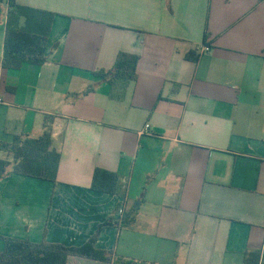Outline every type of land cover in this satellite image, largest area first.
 Wrapping results in <instances>:
<instances>
[{
	"label": "crops",
	"instance_id": "obj_1",
	"mask_svg": "<svg viewBox=\"0 0 264 264\" xmlns=\"http://www.w3.org/2000/svg\"><path fill=\"white\" fill-rule=\"evenodd\" d=\"M15 1L55 17L46 62L4 69L0 3V144L48 116L60 159L55 182L0 179V252L1 237L81 247L110 222L93 244L109 261L66 264L264 258V0ZM120 52L136 78L97 75ZM96 167L118 193L90 188Z\"/></svg>",
	"mask_w": 264,
	"mask_h": 264
},
{
	"label": "trees",
	"instance_id": "obj_2",
	"mask_svg": "<svg viewBox=\"0 0 264 264\" xmlns=\"http://www.w3.org/2000/svg\"><path fill=\"white\" fill-rule=\"evenodd\" d=\"M6 4V20L3 39L1 67L18 70L23 65L41 66L47 60V47L51 25L55 14L50 11L18 4L15 0H0ZM137 56L118 53L111 70L97 75L111 79L134 80ZM50 118L45 117L43 131L36 138L15 136L12 144L1 143L12 160L0 159V179L9 173L55 182L60 154L51 149ZM90 188L95 192L115 195L119 192L118 175L115 172L96 167L92 174ZM100 225L89 242L81 247L64 246L42 241L2 238L0 264H66L70 256L89 257L109 261L105 251L93 249V244L102 228ZM117 264H138L133 260L117 258ZM242 264H264L258 252H245Z\"/></svg>",
	"mask_w": 264,
	"mask_h": 264
},
{
	"label": "built area",
	"instance_id": "obj_3",
	"mask_svg": "<svg viewBox=\"0 0 264 264\" xmlns=\"http://www.w3.org/2000/svg\"><path fill=\"white\" fill-rule=\"evenodd\" d=\"M210 50V47L209 46H207V45H204L200 50H199V52L200 53H203V52H208ZM2 102H1V99H0V104H1ZM149 131V125L148 124H145V126H144V129H143V132H141V134H146L147 132Z\"/></svg>",
	"mask_w": 264,
	"mask_h": 264
},
{
	"label": "rangeland",
	"instance_id": "obj_4",
	"mask_svg": "<svg viewBox=\"0 0 264 264\" xmlns=\"http://www.w3.org/2000/svg\"><path fill=\"white\" fill-rule=\"evenodd\" d=\"M11 158H12V156H11Z\"/></svg>",
	"mask_w": 264,
	"mask_h": 264
}]
</instances>
